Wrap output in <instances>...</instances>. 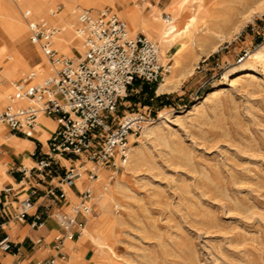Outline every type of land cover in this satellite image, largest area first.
Returning a JSON list of instances; mask_svg holds the SVG:
<instances>
[{
    "label": "rangeland",
    "instance_id": "obj_1",
    "mask_svg": "<svg viewBox=\"0 0 264 264\" xmlns=\"http://www.w3.org/2000/svg\"><path fill=\"white\" fill-rule=\"evenodd\" d=\"M260 4L264 0L194 1L206 13L195 25L194 43L184 39V54L166 61L176 64V81H182L178 90L160 93L164 80L156 85L139 81L121 102L114 127L127 116L145 113L153 116L156 135L143 137V130L129 140L130 154L137 148L141 156L131 172L125 174L130 160L113 181L114 171L101 168L111 185L121 180L123 186L111 204L115 219L104 218L101 224L109 248L92 243L85 264H264V66L239 69L264 43ZM60 8L65 6L58 1L52 12ZM102 10L119 16L109 6ZM158 14L162 22L168 14L174 17ZM218 34L228 39L221 42ZM26 45L31 46L29 38ZM15 51L13 43L5 47L0 41V61ZM145 86L156 97L170 99L142 96ZM62 159L65 169L84 171L85 177L96 166L87 156ZM78 181L74 203L87 182L81 189ZM97 208L96 203L95 216Z\"/></svg>",
    "mask_w": 264,
    "mask_h": 264
},
{
    "label": "built area",
    "instance_id": "obj_2",
    "mask_svg": "<svg viewBox=\"0 0 264 264\" xmlns=\"http://www.w3.org/2000/svg\"><path fill=\"white\" fill-rule=\"evenodd\" d=\"M62 8L58 9L57 13ZM170 15L166 16L169 21ZM264 19V15L261 17ZM77 33L83 40L85 55L78 63L60 56L53 47V38L59 30L44 22L31 24L33 45H40L43 54L54 66L55 74L42 83H34L35 73L24 76L16 86L12 97L13 105L0 113V124L9 127L16 135L34 138L39 128L41 116L54 118L58 129L48 140L47 152L39 162L38 171L58 166L61 157L87 156L95 169L86 170L87 187L77 196L78 202L68 201L66 189H52L48 196L53 205L44 206L40 213L32 197L20 202L17 218L32 217V227L39 228L48 218H54L61 229V235L52 243L54 254L50 259L38 264H57L65 261L68 241L79 239L86 228L90 216L95 214L94 192L91 185L99 179L101 168L117 172L129 161L130 135H139L154 118L145 113H135L123 118L114 127V117L121 102L129 96L131 89L139 82L160 84L169 73L160 61L159 46L146 35L139 34L134 39L127 37V23L117 14L106 10L94 14L83 11L79 17ZM30 102L25 107L16 108L18 101ZM59 157V158H58ZM79 170L66 169L63 182L73 191L77 187ZM9 188L6 194L12 193ZM37 193L34 192V196ZM63 204L65 206H63ZM5 211H0V250L5 253L15 251L11 237L5 232Z\"/></svg>",
    "mask_w": 264,
    "mask_h": 264
},
{
    "label": "bare ground",
    "instance_id": "obj_3",
    "mask_svg": "<svg viewBox=\"0 0 264 264\" xmlns=\"http://www.w3.org/2000/svg\"><path fill=\"white\" fill-rule=\"evenodd\" d=\"M58 1L63 3L65 9L59 13L52 12ZM155 1L156 0H0V41L5 47L8 42L16 46L13 57L8 56V60L3 58L0 61V99L2 100L0 108L13 105L11 98L16 94L15 91L18 84L16 81L22 73L34 72L36 76L34 83L36 84L44 82L55 74L54 66L43 54L40 45H33L32 43L31 46L26 45L28 38L30 39L32 35V23L44 22L48 26H53L59 30L53 38V47L59 52L60 56L72 59L75 63L83 59L86 49L83 40L77 33L78 27L80 26L79 17L83 11H86H80L82 7L93 9L91 11L94 14L104 11L102 9L107 6L114 8L120 18L127 23V37L129 39H134L135 36L142 33L146 34L147 38H150L149 40L154 43H157L153 41L154 39L159 41L162 45L161 52V47L159 43H157L159 46L160 61L162 63L165 59V64H163L164 62L162 64L169 70L168 75H166L163 83L160 85L159 92H172L179 88L182 81H176V73L178 72L176 64L170 67L169 65L167 66L166 61L173 60L184 54V49L187 45L186 42H183L184 39H190V42L194 43L195 25L197 21L203 19L206 13L204 14L203 11L204 6L194 5V1L196 0H165L163 4H154ZM117 6H121L122 9H118ZM260 9L264 10V4L260 6ZM23 10H25V13L23 17H21L24 18L25 21L20 18L19 14ZM158 11L161 13L167 11L173 14L174 17L172 19L170 15L171 18L169 21L164 19V22H162V18L158 14ZM25 22H30L28 29L25 26ZM132 36H134V38ZM226 39L228 38H226L225 35L218 34L219 41L224 42ZM195 41L197 42V40ZM78 55L81 57H78ZM248 57L249 58L239 67L243 72L247 71L249 68H253V65L264 66V43ZM189 73L191 72L187 71L183 73L182 76L186 77ZM2 79L7 80L9 85H4L1 81ZM28 104H30V102L24 99L19 101L18 105L16 104L17 106L15 105V107L18 108L19 105L26 106ZM3 111L1 110V112ZM42 120L43 116L40 117L39 122ZM49 127L55 130V124L53 122L49 124ZM0 128L2 129L1 124ZM5 129L6 128H4V130ZM154 134V127L147 125L144 128L143 137L154 136ZM35 136L38 137L37 135ZM129 140L130 143L134 142V136L130 135ZM1 141H3V139H1ZM131 152L132 153L129 155L130 161L129 164L126 165L127 169L125 170V174L133 170L136 164L139 163L141 157H139L140 154L137 148H131ZM31 166L32 163L27 162V167L30 168ZM84 174V171H79L78 180L80 178V181H86ZM107 175V171L100 169L99 179L94 181L91 185V189L94 192V202L98 205L96 213L101 219L99 220V217L97 218L95 215L90 216L89 222L83 231L82 240L89 239L90 242L95 244L98 248L108 250L109 243L107 242L101 224L104 218H109V220L115 219L113 218L114 215L113 217L111 215V204L116 201V191L123 185L121 180L111 185L110 182L107 181V179L109 180ZM86 177L88 179V175ZM65 189L68 191L69 201L75 195L67 187H65ZM69 242L71 241H68L67 245L73 247L74 244Z\"/></svg>",
    "mask_w": 264,
    "mask_h": 264
},
{
    "label": "crops",
    "instance_id": "obj_4",
    "mask_svg": "<svg viewBox=\"0 0 264 264\" xmlns=\"http://www.w3.org/2000/svg\"><path fill=\"white\" fill-rule=\"evenodd\" d=\"M14 96L15 94L12 97ZM169 96H165L161 102L169 100ZM18 103L19 101L16 104L18 105ZM8 106L1 107L0 112ZM21 107L25 106H18V108ZM51 122L55 124V130L49 127ZM39 123V130L35 134L38 137L35 136L34 138L13 134L8 126L1 124L0 141L1 139L3 141L0 143V211L6 212L4 229L11 237L15 251L5 253L0 250V264H38L41 260L50 259L54 254L52 243L61 235V229L54 218L46 219L44 225L39 228L32 227V217H28L26 220L17 218L21 201L32 197L39 212L43 213L44 206L54 204L52 197L48 196V192L52 189H65L63 178L66 172L65 168H68L65 159H61L58 166L55 165L42 172L37 170L39 162L44 159V154L47 152L48 140L58 129V124L54 118L43 116V120ZM67 159L74 160L72 158ZM71 160L69 162L72 163ZM77 161V163H81V161ZM27 162L32 163L30 168L27 167ZM85 180L87 181V177ZM86 181H80L79 178L78 183L81 184V189ZM85 184L86 188L87 182ZM9 188H12L13 191L6 194L5 191ZM34 192L37 193L35 196ZM68 202L74 203L70 199L64 204L66 205ZM64 204L63 206H65ZM52 210L57 211V205L54 204ZM1 222L3 221L0 220ZM2 237L3 234H0V239ZM69 243H73L74 246L66 245L65 251L68 258L65 261H59L57 264H85L91 254L92 243L90 240H82L81 236Z\"/></svg>",
    "mask_w": 264,
    "mask_h": 264
},
{
    "label": "trees",
    "instance_id": "obj_5",
    "mask_svg": "<svg viewBox=\"0 0 264 264\" xmlns=\"http://www.w3.org/2000/svg\"><path fill=\"white\" fill-rule=\"evenodd\" d=\"M149 94L150 100L154 99L156 101H162L165 99V96H161V97H156L155 95V90H150L147 86H145L142 90V96H144L145 94Z\"/></svg>",
    "mask_w": 264,
    "mask_h": 264
}]
</instances>
